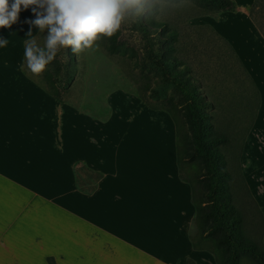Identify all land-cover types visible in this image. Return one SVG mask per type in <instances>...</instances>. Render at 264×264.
I'll list each match as a JSON object with an SVG mask.
<instances>
[{
  "label": "crops",
  "instance_id": "1",
  "mask_svg": "<svg viewBox=\"0 0 264 264\" xmlns=\"http://www.w3.org/2000/svg\"><path fill=\"white\" fill-rule=\"evenodd\" d=\"M231 1L232 11L200 19L255 94L238 165L264 245V38L249 18L253 0ZM0 37L9 40L0 48V264L41 255L43 264H215L190 244L194 207L169 115L119 88L100 98L96 80H75L57 101L22 73L18 21ZM80 167L100 176L89 193L76 186Z\"/></svg>",
  "mask_w": 264,
  "mask_h": 264
},
{
  "label": "rangeland",
  "instance_id": "2",
  "mask_svg": "<svg viewBox=\"0 0 264 264\" xmlns=\"http://www.w3.org/2000/svg\"><path fill=\"white\" fill-rule=\"evenodd\" d=\"M234 1L240 6L248 2ZM214 8L203 0H155L152 8L128 17L113 36H101L92 48L79 53L70 48L60 49L46 69L60 68V73L73 70L67 91L75 80H84L86 88L90 81L96 80L100 98L107 90L118 88L136 97L141 94L150 104H158L164 97L172 96L182 112L184 131L191 142L189 153L192 157L186 160V172L201 182L200 189L206 193L203 199L207 201L209 183L204 176V162L192 143L198 124L190 108L191 100L204 103L199 110L203 135L214 140L207 147L215 153L217 169L226 175L222 178L226 187L224 201L234 210L233 214L240 217L247 241L260 247L263 245L262 224L248 188L241 180L238 165V154L253 118L256 99L232 52L214 38L210 28L200 19L204 13L211 14ZM33 19L31 8L24 10L22 7L17 21L20 38L25 40L24 49L26 41L31 38L43 45V36L47 35V30L40 33L32 27V37H27L30 28L27 21ZM141 19L149 25L145 33L135 29ZM161 25L170 30L167 32ZM171 30L176 33L174 36ZM146 41L153 43L152 46H147ZM148 52L152 55L149 56ZM70 56L74 57L73 62L68 61ZM167 60L169 62L165 63ZM191 89L194 93L188 91ZM200 96L205 98L203 102ZM61 98L65 99L66 94ZM79 176L84 178L82 174ZM92 183L90 179L84 187ZM208 221L212 222L211 217ZM196 233V227L192 225L190 235ZM237 253L238 264H259L251 254ZM43 263L44 255L35 258V264Z\"/></svg>",
  "mask_w": 264,
  "mask_h": 264
},
{
  "label": "trees",
  "instance_id": "3",
  "mask_svg": "<svg viewBox=\"0 0 264 264\" xmlns=\"http://www.w3.org/2000/svg\"><path fill=\"white\" fill-rule=\"evenodd\" d=\"M204 3L214 6V10L211 14L220 11H232L234 5L231 0H203ZM207 14V13H204ZM210 14V15H211ZM249 18L257 28L259 33L264 38V0H253L249 8ZM149 25L143 21V19L138 20L136 31L145 33L148 31ZM161 28L168 32L166 26L161 25ZM171 35L176 33L171 30ZM153 43H148L146 45L151 47ZM149 50V49H148ZM151 52V50H149ZM149 56L152 53H149ZM74 57L70 56L68 61L73 62ZM25 57L23 54L22 64H24ZM169 62L168 60L165 62ZM177 62V61H176ZM21 64V65H22ZM161 64H164L161 61ZM171 64H175L172 63ZM73 70H65V72L60 73V68H55L54 71L45 69V71L39 75L32 74L25 66L22 70L24 76L36 83L40 88H42L48 95L57 101H63L61 96L67 94V88L72 78ZM198 87V86H196ZM190 93H194V90H188ZM138 99L151 110H161L166 112L171 118L174 129H175V162L178 168V174L181 181L187 183L191 191V203L194 207V218L192 225L196 227L197 233L194 236L189 235L190 244L193 250L205 251L209 253L215 264H238L239 255L237 252H247L253 256L259 264H264V245L256 247L247 241V237L244 235L241 227V219L238 214H233L234 210L227 206L224 201L225 184L222 178H226L223 171L218 170V162L215 157V153L212 152L207 144L214 142L210 138H205L203 135V127L201 110L204 103L197 104L195 100L190 101V108L195 114V121L198 127L193 132L192 143L195 147L196 154L201 156L204 166H205V177L208 179L209 185L207 186V201L203 199L206 193L200 189L201 182L195 178L189 177L186 172L187 163L192 157L189 153L191 142L187 133L184 131V122L181 118V110L179 105L175 102L172 96L164 97L158 104H150L143 95H138ZM200 100L203 102L205 98L200 96ZM208 107V105H207ZM76 186L89 193L94 189V184L100 177L97 173L90 172L83 167L74 169ZM80 174L84 175L83 179H80ZM92 179L93 183L85 188L88 182ZM242 182L243 179L241 178ZM250 197V195H249ZM255 206L258 215L260 217V223L262 224V219L260 213ZM229 201V199H227ZM211 217L212 222L208 221ZM208 230V231H207ZM214 231H219L214 233ZM210 232V234H209ZM48 264L51 263L50 258H46ZM185 264H193L191 261L187 260Z\"/></svg>",
  "mask_w": 264,
  "mask_h": 264
},
{
  "label": "clouds",
  "instance_id": "4",
  "mask_svg": "<svg viewBox=\"0 0 264 264\" xmlns=\"http://www.w3.org/2000/svg\"><path fill=\"white\" fill-rule=\"evenodd\" d=\"M155 0H0V28H10L22 10L31 8L35 17L27 21L43 36V45L36 38L26 41L24 64L34 75L43 73L60 49L74 53L92 48L101 37L113 36L130 16L139 15L154 6ZM8 39L0 37V48Z\"/></svg>",
  "mask_w": 264,
  "mask_h": 264
}]
</instances>
